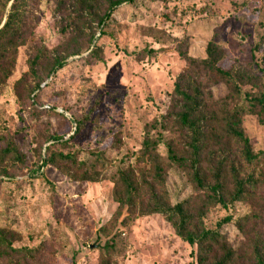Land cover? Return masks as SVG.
Returning a JSON list of instances; mask_svg holds the SVG:
<instances>
[{"label": "rangeland", "instance_id": "374dc122", "mask_svg": "<svg viewBox=\"0 0 264 264\" xmlns=\"http://www.w3.org/2000/svg\"><path fill=\"white\" fill-rule=\"evenodd\" d=\"M57 1L25 2L29 40L17 49L14 69L0 86V145L10 141L22 156L15 168L6 167L11 176L0 171V226L17 231L18 244H41L48 264H99L102 256L111 264H195L197 246L178 237L162 214L133 215L121 203L117 171L131 168L139 176L148 166L138 158L139 150L145 137L155 139L163 131L159 123L156 128L152 124L166 113L185 65L177 53L179 43H187L189 55L201 58L208 41H215L226 53L223 65L235 60L257 76V87L264 92V0L123 3L89 49L68 57L39 88H32V76L16 85L35 52H46L38 68V77H43L55 52L69 40L61 31ZM6 13L0 7V19ZM94 43L98 57L89 60ZM208 90L214 100L228 93L222 82ZM241 126L253 150H264V124L257 116L245 111ZM169 128V136H178L170 122L164 134ZM53 135L66 142L50 151L71 154L76 164L68 166H74L77 176L84 170L94 174L91 170L100 159L98 178L74 180L44 165ZM158 151L166 157L163 140ZM232 153L237 155L234 148ZM259 175L262 184L248 197L228 207L208 203L205 224L213 228L227 217L234 221L264 207V165ZM164 176L170 204L206 195L176 166L166 169ZM232 221L222 223L220 232L236 246L241 235Z\"/></svg>", "mask_w": 264, "mask_h": 264}, {"label": "trees", "instance_id": "16d2710c", "mask_svg": "<svg viewBox=\"0 0 264 264\" xmlns=\"http://www.w3.org/2000/svg\"><path fill=\"white\" fill-rule=\"evenodd\" d=\"M26 1L4 0L0 6L2 10L7 9L5 19H0V86L14 69L17 49L29 40L23 9ZM133 2L58 0L55 11L60 16L61 31L69 34V40L55 52L43 77H38V68L46 52H35L29 60V70L16 85L25 83L28 76H32L36 79L32 88H39L45 78L64 66L68 57L89 49L96 40V33L102 35L101 28L116 7ZM177 53L185 65L174 82L166 113L161 121L155 120L152 124L156 128L159 123L163 131L155 139L145 137L143 140L138 158L148 166L139 176L131 168L117 171L115 186L121 190L120 201L133 215L162 214L178 237L197 246L195 264H264V207L249 210L234 221L227 217L213 228L205 224L208 203L228 207L248 197L252 189L262 184L256 172L264 165V150H253L251 139L242 129L241 115L247 111L264 124V92L257 87V76L238 66L235 60L229 66L223 65L226 53L213 40L208 41L204 57L189 55L185 42L177 45ZM97 55L98 46L94 43L87 59H96ZM218 82L228 87V93L224 98L214 100L208 88ZM240 99L242 103L235 104ZM169 122L178 136H169L173 132L170 128L164 134ZM50 139L53 143L47 148L49 152L44 165H52L74 180L98 178L96 166L100 159L91 170L94 174L84 170L77 176L72 173L74 166H68L76 164L71 154L50 151L51 147L65 144L63 136L53 135ZM162 140L165 158L158 151ZM233 148L237 155L232 153ZM21 161V154L10 141L0 145V171L4 176H11L7 168L10 169V165L15 168ZM170 166L184 171L195 188L206 195L170 204L164 176ZM227 221H232L241 235L236 246L230 245L220 232V225ZM20 240L17 231L0 226V264H48L41 244H18ZM99 264H111L110 258L102 256Z\"/></svg>", "mask_w": 264, "mask_h": 264}]
</instances>
